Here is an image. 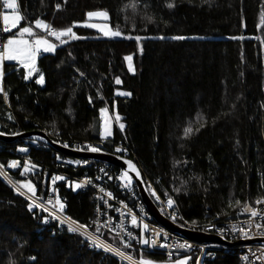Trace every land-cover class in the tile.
I'll return each instance as SVG.
<instances>
[{
    "label": "trees",
    "instance_id": "trees-1",
    "mask_svg": "<svg viewBox=\"0 0 264 264\" xmlns=\"http://www.w3.org/2000/svg\"><path fill=\"white\" fill-rule=\"evenodd\" d=\"M132 2L135 11H121ZM17 3L25 19L6 33V39L20 27H34L37 18L56 29L75 25L73 31L84 38L57 42L52 54L39 55V73L30 81L17 65H4L0 132L51 131L68 142L122 144L144 183H154L161 196L167 193L191 224L233 219L245 203L264 196V0ZM168 3L174 7L169 9ZM99 10L109 13L113 29L118 26L124 35L142 37L141 50L134 40L102 39L82 26L87 12ZM241 36L244 39L231 38ZM129 55L135 74H130L124 59ZM40 73L43 84L35 82ZM118 91L130 95L117 96ZM101 108L115 111L124 125L123 130L113 126L111 137L104 140ZM187 127L193 131L185 136ZM26 142L0 143V164L13 181L24 180L7 164L14 160L16 147L28 146V157L43 167L31 170L29 177L37 195L44 197L55 155L66 156ZM83 170L72 173L80 175ZM58 195L66 199L65 213L88 225L93 214L90 195L64 184ZM236 200L241 201L239 206ZM45 216L37 209L30 212L28 201L0 176V264H118L56 224L46 225ZM196 260L192 255L188 264ZM202 264L240 263L232 254L208 250Z\"/></svg>",
    "mask_w": 264,
    "mask_h": 264
},
{
    "label": "built area",
    "instance_id": "built-area-1",
    "mask_svg": "<svg viewBox=\"0 0 264 264\" xmlns=\"http://www.w3.org/2000/svg\"><path fill=\"white\" fill-rule=\"evenodd\" d=\"M7 10L3 8L2 0H0V13H6ZM6 33L3 32V23L2 20H0V41L6 40L5 38ZM42 36H44L46 39H54L52 37L47 36L46 33H43ZM44 133L58 145H65L67 144L70 149H78L80 148V151H86L83 150L82 146L84 145H91L96 146L100 149L99 152H107L105 151L108 149V151L111 152V154L123 157L126 159L131 160V156L127 148L122 144H114L109 145L106 144L104 141L99 142H68L63 140L59 137L58 133H52L51 131H44ZM28 143V142H26ZM33 145H36V142H30ZM41 145V144H40ZM42 148L47 149L48 147L41 145ZM64 147V146H63ZM117 147H120L124 149L123 152L117 153L115 152V149ZM25 148L27 149L26 152H21L19 149ZM0 151H2V146L0 144ZM29 147L28 146H18L14 150L13 157L14 160H17L20 162V166L11 169L7 168L11 172H17L21 171L23 167L24 161H29L32 164H35L37 167L35 169H38L40 171L43 167H40L38 164H36L33 160H31L28 157L29 154ZM59 157V159L57 158ZM68 161H72V163H68ZM76 161H80L79 164L75 163ZM133 161V160H132ZM77 169H84L83 172L80 175H74L73 173ZM51 177L48 180L47 184V191L45 196L43 197L45 200L52 198H55V195L58 193L60 184H64L67 188H72L69 185L80 183L82 184V187L75 190V192L78 193H88L92 200V206H93V214L91 219H89V232H92L95 234L97 225L95 223H92L93 221H96L98 219L100 224H104L106 221L111 220V224L107 227H102L100 229V232L102 235L100 236V239H102L105 243L111 244L114 247L120 248L121 251L125 252L127 256H131L133 260L139 261L141 257H144L146 259H150L154 262V264H175V261L177 259H184L187 257V264L188 260H190L192 255L197 256V260L195 264H202V258L206 251L208 250H218V251H224L225 253H229L234 255L240 264H264V246L261 245H255V244H238L233 247H224L221 245H205V244H199L196 242H192L189 240H186L182 237H179L160 225L156 224L154 220L151 218V216L147 213L144 205L141 202V199L137 192H134V184L131 188H124L121 187L120 181L118 179H115V177L119 176L121 170L115 169L110 167L109 165L103 164V163H97V162H90V161H83L78 159H71L66 158L63 156L55 155V166L50 171ZM73 172V173H72ZM72 173V174H71ZM0 176L4 180L6 176L3 174H0ZM8 176V174H7ZM29 173L26 174V177L29 179ZM53 176H62L65 179L56 181L55 184L52 183V177ZM113 177V179H109V177ZM9 177V176H8ZM10 178V177H9ZM10 180H12L10 178ZM13 181V180H12ZM86 181H88L86 183ZM145 184V183H144ZM146 189L147 192L153 201V203L156 205V207L159 209L160 213L171 223L192 232H203L212 234L218 237H223L227 242L229 243H239V242H246V241H252L256 239H264V235H256L253 236L251 239H242L240 238L239 232L233 233L231 231V226L233 224H240L242 221L249 220V215L247 213L243 215H238L237 213L236 217L233 219H228L221 222H214V223H206L202 225L197 224H191L186 222L178 209L173 206V208L169 209L166 205V196H161L158 191L156 190V187L154 183L146 180ZM149 186L151 187V190L156 192L157 197H159V200H157L155 197L150 195ZM55 188L57 190V193H51L50 189ZM100 189H103L104 192H110L113 195V199H109L108 196L104 195V192H101ZM24 197V196H23ZM99 197V199H98ZM25 198V197H24ZM61 199V198H60ZM264 199V196L261 198ZM27 200V199H26ZM65 206H66V199H61ZM28 201V200H27ZM105 201L107 203H105ZM29 202V201H28ZM251 207L257 208L260 210H264V204L257 205L254 203H248ZM163 209V211H162ZM175 212L176 219H172V213ZM121 213H124V215H121ZM47 216V213H43ZM64 215L68 216L65 213L64 209ZM136 216L138 218V225L133 227L131 224V217ZM69 217V216H68ZM70 218V217H69ZM72 219V218H71ZM74 220V219H73ZM140 222H142L145 225H148V231L145 233V237L151 239L153 237L154 232H159L160 235L156 237L157 244L160 243H168V244H180L185 243L188 245H191L188 249H178L175 247L172 248H160L158 246H154L152 248H149L147 246H143L139 243V235H140ZM257 222H260L264 224V220H258ZM123 224L124 232H121L120 228L117 227V225ZM56 224L58 227L64 229L68 234L76 235L78 236L83 243L86 245L88 249L96 250L103 252L112 258H114L118 264H130L128 260H121L119 257L113 255L111 252H105L103 249H97L95 247H92L89 245V242L78 233H70L68 232L67 223L64 225L59 224L58 220H51L49 218V223L46 225ZM247 228V224L244 225ZM109 228L112 230L109 231ZM223 229L224 231L221 232L220 230ZM257 230L253 226L251 228V232L255 233ZM131 232L133 236L137 237V239L129 240L127 235L125 233ZM119 233V235H117ZM165 234H167V240H165ZM123 240L124 242L129 244L128 248H124L123 245L120 243V241ZM145 255H156L158 257H161V260L146 257ZM245 257L247 259H245Z\"/></svg>",
    "mask_w": 264,
    "mask_h": 264
},
{
    "label": "snow or ice",
    "instance_id": "snow-or-ice-1",
    "mask_svg": "<svg viewBox=\"0 0 264 264\" xmlns=\"http://www.w3.org/2000/svg\"><path fill=\"white\" fill-rule=\"evenodd\" d=\"M204 3H210L211 0H203ZM3 8L6 10H11V13H0V20H2L3 23V32L9 33L12 31V29H16L21 22L25 19L23 15L18 11V3L17 0H2ZM169 9L174 7L173 3H168L166 5ZM137 5L135 2L126 4L121 11H126L128 9H131L135 11ZM57 9L59 10V5H57ZM87 21L82 26L87 28H93L96 29V31L103 34L104 37L113 39V38H122V39H135L137 43L139 44V41L142 39L140 36H127L124 35L123 32L120 30V28L117 26L115 29L110 27L107 23L104 24H97V23H91L90 21L97 19V20H103L107 21L109 19V13L104 10L99 11H89L86 13ZM149 22H152L151 17L148 18ZM261 23L264 24V14L261 15ZM34 27L36 29H39L40 32L46 33L47 36L54 38L56 41H59L61 44L68 43L70 40H79L83 39L84 37H81L77 35L73 31V25L72 27L64 28V29H56L49 23H46L44 20L37 18L34 21ZM133 31L135 30V27L133 25ZM160 39H164V37H159ZM232 39H244V37H231ZM173 40H183L185 37L183 36H173L171 37ZM57 47L56 44L52 43L50 40L46 39L44 36L39 35L37 32L33 30V25L20 27L19 31L15 33L14 35L9 36L6 40L0 41V65L3 64L4 61H15L20 67H22L25 70L24 79L29 80L34 74L39 73V70L37 68V58L42 53H49L54 52L55 48ZM125 61H127V67L129 72H134V66H133V57L131 55L124 57ZM44 75L40 73L38 75V78L36 79L37 84H43L44 83ZM115 83L117 85L121 84L120 78H116ZM116 95L118 96H128L130 93L128 92H116ZM107 109L101 108L100 109V115H101V125H100V137L101 140H104L106 136L111 135V132L109 130V118L106 115ZM9 119H11V116H9ZM116 121L120 120L119 115L115 117ZM203 125L201 124V127ZM120 128L123 130L124 125L120 124ZM193 129L191 127H187L184 129L185 136H187L189 133H191ZM196 131H199L197 128ZM0 135H4V133H0ZM64 147H68L67 144L63 145ZM83 150L89 151V152H99L100 149L96 146L91 145H84L82 146ZM77 151H80L81 149H76ZM21 152H26L27 149L21 148L19 149ZM124 149L117 147L115 149V152L120 153L123 152ZM59 159V157H57ZM121 157H117V159H120ZM68 163H72V161H68ZM75 163L79 164L80 161H76ZM125 165H127L126 169H122L119 176L115 177V179H118L120 181L121 187L124 188H131L133 185V180H140L142 182V175L139 170V168L136 166L135 163L131 160L125 159L123 161ZM20 166V162L17 160H11L7 164V168L15 169ZM37 166L35 164H32L29 161L23 162L22 170L20 171V176L26 177V174L29 173L31 170L35 169ZM0 174H3L7 177V173L4 172V165L0 164ZM65 178L62 176H53L52 177V183L55 184L56 181L64 180ZM109 179H113V177H109ZM10 184L13 187V190L16 192V194L24 196L25 199L29 201L28 203V210L31 212L33 209H37L42 213H47V216H45L42 220L43 223L47 224L49 223V218L51 220H58L59 224L64 225L67 223L68 225V232L70 233H78L79 235L83 236L88 242L89 245L92 247H95L97 249H103L105 252H111L113 255L119 257L121 260H128L130 264H154V262L150 259H146L144 257H141L139 261L133 260L131 256H127L125 252L121 251L120 248L114 247L111 244L105 243L102 239H100V236L102 233L100 232V229L102 227H107L111 224V220L106 221L104 224H100L98 219L96 221H93L92 223H95L97 225L95 234L92 232H89V226L79 223L76 220H73L69 218L68 216L64 215V209L65 204L60 199L57 190L55 188L50 189L51 193H57L55 195V198H49L44 199L41 196L37 195V187L36 185L29 179L25 178L22 181H12L9 180ZM88 181H86L87 183ZM70 187H72L73 191L76 189L82 187V184L75 183L70 184ZM101 192H104L103 189H100ZM150 195L155 197L157 200H159V197H157L156 192L151 190V187L149 186ZM175 191H179V189H175ZM104 195L108 196L109 199H113V195L110 192H104ZM165 196L167 197V193H165ZM99 199V197H98ZM105 203H107L105 201ZM257 205L264 204V199H257L255 201ZM235 204L239 206L241 204V201L236 200ZM166 205L169 209L173 208L174 206V200L171 197H167ZM229 207H232L230 204ZM163 211V209H162ZM247 213L249 215V220L242 221L240 224H233L231 226V231L233 233L239 232L240 238L242 239H251L253 236L256 235H264V224L257 222L258 220H264V210H260L257 208L251 207L248 203H245L243 205L242 210L238 213V215H243ZM121 215H124V213H121ZM172 219H176L175 212L172 214ZM193 224L196 222L193 221ZM131 224L133 227L138 225V218L136 216L131 217ZM247 224V228L244 226ZM140 235H139V243L143 246H147L149 248H152L154 246H158L160 248H178V249H188L191 247V245L180 243V244H168V243H160L157 244V239L160 235L159 232H154L153 237L151 239L145 237V233L148 231V225L143 224L140 222ZM255 227L257 230L255 233L251 232V228ZM118 228H120L121 232H124L123 224L117 225ZM112 229L109 228V231ZM221 232L224 230L221 229ZM129 240L137 239V237L133 236L131 232L125 233ZM119 235V233L117 234ZM223 238V237H222ZM165 240H167V234H165ZM120 243L123 245L124 248H128L129 244L124 242L123 240L120 241ZM187 259H177L175 261V264H187ZM245 259H247L245 257Z\"/></svg>",
    "mask_w": 264,
    "mask_h": 264
},
{
    "label": "water",
    "instance_id": "water-1",
    "mask_svg": "<svg viewBox=\"0 0 264 264\" xmlns=\"http://www.w3.org/2000/svg\"><path fill=\"white\" fill-rule=\"evenodd\" d=\"M2 133V132H0ZM18 141H31L43 144L44 146L54 150L55 152L64 155L66 157L72 158V159H78L83 161H90V162H97V163H103L109 166H112L114 168H117L119 170L126 169L127 165L123 163V161L126 158L121 157L120 159H117L118 156L113 155L111 153L107 152H89V151H77L74 149L66 148L61 145L56 144L50 138L44 133L40 131H32V132H26V133H17L13 135H0V143L3 144H13ZM130 160V159H127ZM132 161V160H131ZM135 163V162H133ZM136 164V163H135ZM137 166V165H136ZM138 167V166H137ZM142 175V174H141ZM134 187L136 188V191L141 199L142 204L144 205L147 213L151 216V218L154 220V222L167 231L182 237L186 240L196 242L199 244H205V245H221L224 247H233L238 244H255V245H261L264 246V239H256L252 241H246V242H239V243H229L225 239L208 234L203 232H192L185 230L171 222H169L159 211V209L156 207V205L151 200L146 186L144 184L143 178L142 182L140 180H133Z\"/></svg>",
    "mask_w": 264,
    "mask_h": 264
},
{
    "label": "rangeland",
    "instance_id": "rangeland-1",
    "mask_svg": "<svg viewBox=\"0 0 264 264\" xmlns=\"http://www.w3.org/2000/svg\"><path fill=\"white\" fill-rule=\"evenodd\" d=\"M9 12V14L11 13V10H8ZM85 22H88L87 21V17H86V21ZM84 22V23H85ZM91 23H97V24H104V23H107L108 24V20L107 21H103V20H97V19H94V20H92V21H90ZM83 23V24H84ZM82 24V25H83ZM109 25V24H108ZM18 28V27H17ZM16 28V29H17ZM87 28V27H86ZM89 29H91V30H93V31H95L97 34H98V37L99 38H102V39H109V38H106V37H104L103 36V34L102 33H100V32H98V31H96V29H93V28H89ZM15 29H12V31H14ZM11 31V32H12ZM10 33V32H9ZM113 39H122V38H113ZM48 40H50L52 43H54V44H57V42H59V41H56L55 39H48ZM124 40V39H123ZM125 40H134L135 41V43L137 44V46H138V50H141V48H142V45H143V43H144V39H141L140 41H139V44L137 43V41L135 40V39H125ZM132 63H133V61H132ZM126 65H127V61H126ZM128 68V67H127ZM130 74H135V69H134V72H130ZM118 96V95H117ZM106 115H107V117L109 118V130H110V132H111V135H112V128H113V126H116L117 128H119V129H121L120 128V124H122V122H121V118H120V120L119 121H116V119H115V117L118 115L115 111H114V113H110L108 110H107V113H106ZM120 117V116H119ZM100 120H101V115H100ZM111 135H109V136H106L105 137V139H107V138H109V137H111ZM29 142V141H28ZM31 142V141H30ZM22 177V176H21ZM24 178V177H23ZM25 179V178H24ZM29 180H30V177H29ZM9 184V183H8ZM11 186V185H10ZM12 187V186H11ZM13 188V187H12ZM29 203V202H28ZM185 258H187V257H185ZM190 260H191V258H190ZM190 260H188V262L190 261Z\"/></svg>",
    "mask_w": 264,
    "mask_h": 264
},
{
    "label": "crops",
    "instance_id": "crops-1",
    "mask_svg": "<svg viewBox=\"0 0 264 264\" xmlns=\"http://www.w3.org/2000/svg\"><path fill=\"white\" fill-rule=\"evenodd\" d=\"M8 12H9V11L7 10L6 13H8ZM33 30H34L35 32H37L39 35L42 33V32H40L39 29H36L35 27H33ZM52 53H53V52L42 53V54H52ZM38 57H39V56H38ZM37 59H38V58H37ZM6 63H8V64H15V65L18 66V68L23 69V68L20 67L15 61H4L3 64L0 65V93H3V77H4L3 67H4V65H5ZM36 64H37V62H36ZM23 71H24V75H25V70L23 69ZM34 75H35V74H34ZM34 75H33L29 80H26V81H30V80L34 77Z\"/></svg>",
    "mask_w": 264,
    "mask_h": 264
},
{
    "label": "bare ground",
    "instance_id": "bare-ground-1",
    "mask_svg": "<svg viewBox=\"0 0 264 264\" xmlns=\"http://www.w3.org/2000/svg\"><path fill=\"white\" fill-rule=\"evenodd\" d=\"M5 172V171H4ZM5 179H8V180H5L7 183H9V185H11L10 184V182H9V180H10V178L7 176ZM12 186V185H11Z\"/></svg>",
    "mask_w": 264,
    "mask_h": 264
}]
</instances>
